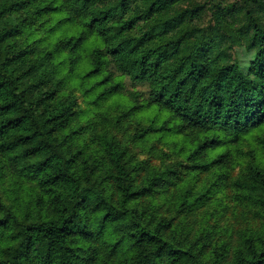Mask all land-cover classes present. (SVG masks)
Segmentation results:
<instances>
[{"label": "trees", "instance_id": "trees-1", "mask_svg": "<svg viewBox=\"0 0 264 264\" xmlns=\"http://www.w3.org/2000/svg\"><path fill=\"white\" fill-rule=\"evenodd\" d=\"M0 264H264V0H0Z\"/></svg>", "mask_w": 264, "mask_h": 264}]
</instances>
